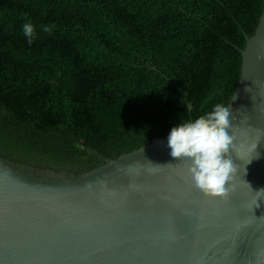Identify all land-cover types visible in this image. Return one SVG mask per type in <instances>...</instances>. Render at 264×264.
Segmentation results:
<instances>
[{
    "label": "trees",
    "instance_id": "16d2710c",
    "mask_svg": "<svg viewBox=\"0 0 264 264\" xmlns=\"http://www.w3.org/2000/svg\"><path fill=\"white\" fill-rule=\"evenodd\" d=\"M263 7L0 0V159L78 175L217 103L227 107ZM29 21L31 44L22 30Z\"/></svg>",
    "mask_w": 264,
    "mask_h": 264
},
{
    "label": "water",
    "instance_id": "95a60500",
    "mask_svg": "<svg viewBox=\"0 0 264 264\" xmlns=\"http://www.w3.org/2000/svg\"><path fill=\"white\" fill-rule=\"evenodd\" d=\"M241 57L227 106L242 145L240 159L229 153L239 172L228 199L193 186L168 137L78 175L0 159V264H264V200L254 203L264 189V7ZM148 161L164 167L149 172Z\"/></svg>",
    "mask_w": 264,
    "mask_h": 264
},
{
    "label": "clouds",
    "instance_id": "9594fccd",
    "mask_svg": "<svg viewBox=\"0 0 264 264\" xmlns=\"http://www.w3.org/2000/svg\"><path fill=\"white\" fill-rule=\"evenodd\" d=\"M51 27L44 26V31L50 32ZM22 30L27 42L31 44L35 37V26L29 21L23 24ZM230 117L229 108L217 103L194 121H180L172 127L167 138L170 155L190 162L187 171L193 186L203 195L213 199L226 200L236 188L235 180L239 167L233 163L229 153L234 151L240 159L242 145L236 142L237 137ZM256 147L257 145L253 146V151ZM143 167L129 166L130 170L137 174ZM161 167L164 166H154L148 161L146 170L155 173ZM244 183L251 189L248 183ZM258 200H264V189L254 193V203L257 207Z\"/></svg>",
    "mask_w": 264,
    "mask_h": 264
}]
</instances>
